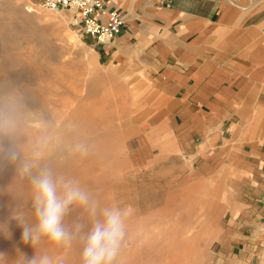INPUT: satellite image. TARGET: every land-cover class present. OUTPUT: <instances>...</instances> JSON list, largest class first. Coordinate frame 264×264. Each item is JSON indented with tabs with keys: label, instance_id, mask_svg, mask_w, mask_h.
Segmentation results:
<instances>
[{
	"label": "rangeland",
	"instance_id": "rangeland-1",
	"mask_svg": "<svg viewBox=\"0 0 264 264\" xmlns=\"http://www.w3.org/2000/svg\"><path fill=\"white\" fill-rule=\"evenodd\" d=\"M103 46L82 33L74 11L0 0V96L17 97L31 119L23 149L50 135L45 163L78 179L103 204L127 210L117 264H208L219 204L205 201L212 195H204L203 186L166 184L156 164L147 163L138 142L148 127L149 94L139 77H126L106 62ZM79 142L88 146L86 155L72 151ZM15 207L31 213V193L9 165L0 172V222L9 223L11 236L0 234V252L10 259L17 248L34 254L9 219ZM82 216V209L73 208L67 219ZM43 249L61 264H80L78 246L54 248L45 241Z\"/></svg>",
	"mask_w": 264,
	"mask_h": 264
},
{
	"label": "crops",
	"instance_id": "crops-1",
	"mask_svg": "<svg viewBox=\"0 0 264 264\" xmlns=\"http://www.w3.org/2000/svg\"><path fill=\"white\" fill-rule=\"evenodd\" d=\"M103 1L125 20L102 55L149 94L147 163L219 204L208 264H264V0Z\"/></svg>",
	"mask_w": 264,
	"mask_h": 264
},
{
	"label": "clouds",
	"instance_id": "clouds-1",
	"mask_svg": "<svg viewBox=\"0 0 264 264\" xmlns=\"http://www.w3.org/2000/svg\"><path fill=\"white\" fill-rule=\"evenodd\" d=\"M30 127L31 119L21 101L14 95L0 96V172L15 165L18 180H26L31 193V213L15 207L9 219L22 229V243L34 250L28 256L17 248L14 259L0 252V264H61L43 249L45 241L54 248L78 246L80 264H117L126 235L127 210L115 203L103 204L78 179L58 175L45 163L53 141L50 135L40 136L24 150L21 137ZM72 151L86 155L88 146L79 142ZM73 208L82 209L83 216L69 222ZM0 234L11 236L8 222H0Z\"/></svg>",
	"mask_w": 264,
	"mask_h": 264
},
{
	"label": "built area",
	"instance_id": "built-area-1",
	"mask_svg": "<svg viewBox=\"0 0 264 264\" xmlns=\"http://www.w3.org/2000/svg\"><path fill=\"white\" fill-rule=\"evenodd\" d=\"M50 11L70 10L77 14L83 34L100 44L111 42L124 24L125 14L109 7L103 0H32ZM173 0H165L170 6Z\"/></svg>",
	"mask_w": 264,
	"mask_h": 264
},
{
	"label": "bare ground",
	"instance_id": "bare-ground-1",
	"mask_svg": "<svg viewBox=\"0 0 264 264\" xmlns=\"http://www.w3.org/2000/svg\"><path fill=\"white\" fill-rule=\"evenodd\" d=\"M30 10H31L30 8L27 9V11H30Z\"/></svg>",
	"mask_w": 264,
	"mask_h": 264
}]
</instances>
